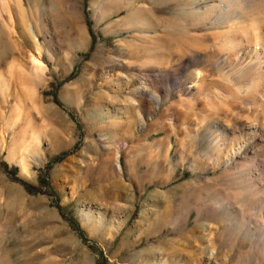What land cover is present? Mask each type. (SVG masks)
<instances>
[{
  "label": "rangeland",
  "instance_id": "rangeland-1",
  "mask_svg": "<svg viewBox=\"0 0 264 264\" xmlns=\"http://www.w3.org/2000/svg\"><path fill=\"white\" fill-rule=\"evenodd\" d=\"M263 19L0 0V264H264Z\"/></svg>",
  "mask_w": 264,
  "mask_h": 264
},
{
  "label": "bare ground",
  "instance_id": "bare-ground-1",
  "mask_svg": "<svg viewBox=\"0 0 264 264\" xmlns=\"http://www.w3.org/2000/svg\"><path fill=\"white\" fill-rule=\"evenodd\" d=\"M264 20V19H263ZM262 21V19L260 20V22ZM262 23V22H261ZM261 23H259V24H261ZM264 23V22H263ZM260 26H263V24H261ZM246 28V30H248V27L246 26L245 27ZM244 36H245V34H244ZM246 38V36L244 37V39ZM243 39V40H244ZM238 49H240L241 51H243L244 52V50H245V44L244 45H242V43H241V45H239L238 44ZM253 77V75L251 74V71H250V67L249 68H243L242 70H241V81L242 82H246V81H248L249 79H251ZM252 80V79H251ZM247 83V82H246Z\"/></svg>",
  "mask_w": 264,
  "mask_h": 264
}]
</instances>
